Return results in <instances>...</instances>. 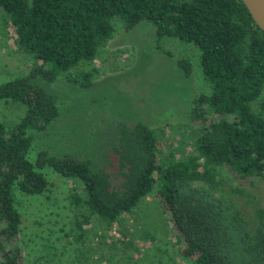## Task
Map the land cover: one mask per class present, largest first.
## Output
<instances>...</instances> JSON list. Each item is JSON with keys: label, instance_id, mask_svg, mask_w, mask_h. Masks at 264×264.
<instances>
[{"label": "trees", "instance_id": "trees-1", "mask_svg": "<svg viewBox=\"0 0 264 264\" xmlns=\"http://www.w3.org/2000/svg\"><path fill=\"white\" fill-rule=\"evenodd\" d=\"M0 10L33 59L26 74L0 84V100L25 107L18 122L0 121V264H25L14 190L45 192L44 167L76 185L69 201L79 209L80 238L93 216L110 226L154 192L184 258L264 264V197L255 195H264V32L242 0H0ZM115 21L126 31L149 24L157 39L197 49L210 92L191 101L193 153L175 159L148 125L130 117L119 120L115 140L96 159L41 150L31 162L30 131H46L59 114L44 84L61 77L89 88ZM178 64L190 72L187 59ZM222 168L252 190L225 181Z\"/></svg>", "mask_w": 264, "mask_h": 264}, {"label": "rangeland", "instance_id": "rangeland-1", "mask_svg": "<svg viewBox=\"0 0 264 264\" xmlns=\"http://www.w3.org/2000/svg\"><path fill=\"white\" fill-rule=\"evenodd\" d=\"M114 23L113 36L93 61L96 75L89 88L61 77L44 84L54 95L59 114L46 131H30L31 162L41 150L96 159L99 150L115 140L119 120L130 117L148 125L175 159L193 153L198 123L190 119L191 101L210 92L198 69L197 49L175 38L157 39L149 24L126 31ZM31 59L20 51L0 10V84L26 74ZM181 59L190 63L188 74L178 64ZM24 113L23 105L0 100V121L15 123ZM40 171L49 182L45 192L26 195L14 190L25 264H194L181 255L182 243L161 213L154 192L110 226L93 216L80 238L75 228L79 209L69 201L76 185L50 167ZM220 175L245 192L252 190L249 181L238 180L227 168ZM261 193L255 192L256 198L264 197Z\"/></svg>", "mask_w": 264, "mask_h": 264}, {"label": "water", "instance_id": "water-1", "mask_svg": "<svg viewBox=\"0 0 264 264\" xmlns=\"http://www.w3.org/2000/svg\"><path fill=\"white\" fill-rule=\"evenodd\" d=\"M249 14L264 32V0H242Z\"/></svg>", "mask_w": 264, "mask_h": 264}]
</instances>
